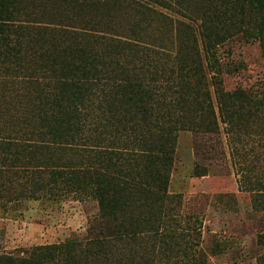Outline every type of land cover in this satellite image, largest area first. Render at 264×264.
<instances>
[{"label": "trees", "instance_id": "16d2710c", "mask_svg": "<svg viewBox=\"0 0 264 264\" xmlns=\"http://www.w3.org/2000/svg\"><path fill=\"white\" fill-rule=\"evenodd\" d=\"M242 36L264 57V0H0V208L89 197L100 218L0 264H204L165 198L180 132L264 143V85L224 86L218 50ZM260 158L241 180L264 211Z\"/></svg>", "mask_w": 264, "mask_h": 264}, {"label": "rangeland", "instance_id": "374dc122", "mask_svg": "<svg viewBox=\"0 0 264 264\" xmlns=\"http://www.w3.org/2000/svg\"><path fill=\"white\" fill-rule=\"evenodd\" d=\"M218 51L223 63L232 64V71L223 75L227 91L239 86L253 93L263 89L258 40L236 37ZM233 137L220 124L218 134L186 131L177 138L164 227L181 234L186 242L182 246L192 247L188 256L204 264H257L264 255V211L254 210L253 195L243 190L241 180L253 156L262 153L264 168V143L257 146L248 138L245 144ZM252 148L256 153L250 156ZM197 168L207 174L195 177ZM99 222L97 203L89 197L15 202L0 208V255L25 257L35 247L81 242Z\"/></svg>", "mask_w": 264, "mask_h": 264}]
</instances>
